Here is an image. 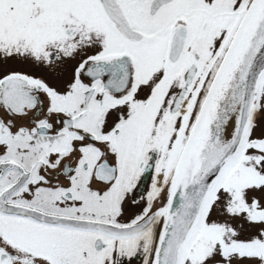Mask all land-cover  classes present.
Instances as JSON below:
<instances>
[{
  "label": "snow or ice",
  "instance_id": "snow-or-ice-1",
  "mask_svg": "<svg viewBox=\"0 0 264 264\" xmlns=\"http://www.w3.org/2000/svg\"><path fill=\"white\" fill-rule=\"evenodd\" d=\"M0 264H264V0H0Z\"/></svg>",
  "mask_w": 264,
  "mask_h": 264
}]
</instances>
